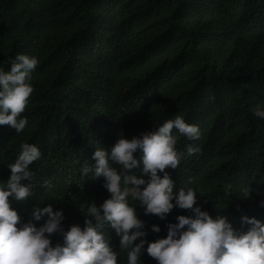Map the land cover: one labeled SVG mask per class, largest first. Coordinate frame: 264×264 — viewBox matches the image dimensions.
Here are the masks:
<instances>
[{
  "label": "trees",
  "instance_id": "obj_1",
  "mask_svg": "<svg viewBox=\"0 0 264 264\" xmlns=\"http://www.w3.org/2000/svg\"><path fill=\"white\" fill-rule=\"evenodd\" d=\"M17 53L39 61L21 113L25 128L16 134L0 125V181L21 141L41 152L29 165L31 196L10 203L21 220L32 206L51 203L63 209L65 229L83 227L90 200L110 195L103 177L81 175L87 160L94 163L95 147L181 115L200 137L177 133L180 159L176 169L166 168L174 189L193 187L202 210L234 228L246 230L243 215L264 222V119L253 115L264 106V0H0V65L7 68ZM188 144L200 151L187 154ZM116 167L141 175V164ZM44 180L50 187H41ZM137 214L145 239L154 240L176 215L189 213L173 207L161 220L137 205ZM103 231L117 247L112 230ZM51 243L62 236L52 234ZM125 259L118 254V264ZM140 260L156 264L146 253Z\"/></svg>",
  "mask_w": 264,
  "mask_h": 264
},
{
  "label": "clouds",
  "instance_id": "obj_2",
  "mask_svg": "<svg viewBox=\"0 0 264 264\" xmlns=\"http://www.w3.org/2000/svg\"><path fill=\"white\" fill-rule=\"evenodd\" d=\"M38 62L35 55L17 53L8 58L7 68L0 65V125H9L16 134L27 124L21 113L33 92L30 80ZM253 115L264 119V106H257ZM177 133L189 141L200 137L196 124L175 115L130 139L120 134L107 148L95 147L94 163L87 160L81 175L103 177L102 186L110 195L99 204L90 200L82 213L83 227L70 224L67 229L62 224L63 209L54 210L51 203L32 206L26 220L10 207V203L31 196L29 165L41 156L37 145L21 141L14 159L7 163V179L0 181V264H118L119 253L126 256L122 264H141L142 253L156 264H264V222L243 215L241 225L247 224L246 230L234 228L225 216L213 217L202 210L193 187L174 189L166 168L176 169L180 159ZM185 147L189 155L200 151L198 145ZM134 153H139V161ZM138 164L142 165L139 176L116 167L129 170ZM24 180L28 183H22ZM43 186L50 187L49 181L44 180ZM258 204L264 207V199ZM137 205L144 215L154 214L161 220L173 207L189 214L176 215L175 222H167L165 236L146 240L145 222L138 218ZM105 226L117 237V247L103 231ZM150 229L154 233L161 230L158 224ZM54 233L62 236V243H51Z\"/></svg>",
  "mask_w": 264,
  "mask_h": 264
}]
</instances>
